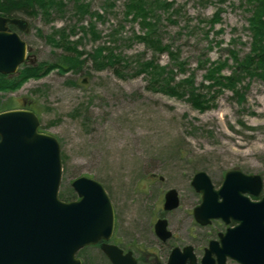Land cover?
<instances>
[{
	"label": "rangeland",
	"instance_id": "374dc122",
	"mask_svg": "<svg viewBox=\"0 0 264 264\" xmlns=\"http://www.w3.org/2000/svg\"><path fill=\"white\" fill-rule=\"evenodd\" d=\"M56 1L61 5H53L48 13L18 15L28 27L12 30L26 42L28 59L7 79L15 80L25 67L49 70L14 91H1L0 104L7 105L5 109L33 110L41 131L59 141L63 201L77 199L74 180L94 179L112 201L122 245L142 242L146 252L166 258L168 249L159 254L154 246V224L162 213L175 235L172 242L179 247L199 246L201 254L209 238L227 226L221 220L208 226L196 223L193 210L201 194L191 185L194 175L207 173L216 189L231 170L264 180V79L244 76L232 89L214 87L212 79L205 81L212 65L226 60L219 74L231 77L232 50L241 59L250 53L248 0H160L144 18L126 6L139 0H83L89 8L85 14L76 7L82 0ZM143 22L154 25V39L167 46L177 61L140 39L148 31ZM73 43L83 53L84 65L77 71L67 64L64 70L58 68L72 56L65 46ZM98 47L108 48L120 63L95 64L90 54ZM145 62L167 72L161 77L154 69L152 79L140 72ZM51 64L57 67L52 69ZM180 64L183 71L176 66ZM168 72L174 78L172 85L190 78L210 105L196 108L187 96L164 93L159 86ZM170 189L177 190L180 204L164 212V196ZM263 196L264 188L259 197ZM78 257L85 259L84 264H110L92 247ZM228 264L239 263L229 260Z\"/></svg>",
	"mask_w": 264,
	"mask_h": 264
},
{
	"label": "water",
	"instance_id": "95a60500",
	"mask_svg": "<svg viewBox=\"0 0 264 264\" xmlns=\"http://www.w3.org/2000/svg\"><path fill=\"white\" fill-rule=\"evenodd\" d=\"M25 31L23 19L0 16V74L17 72L28 58V48L10 26ZM60 144L51 134L40 131L39 117L31 110L12 109L0 113V264H82L79 250L104 241L101 248L112 264H136L126 261L121 250L107 244L115 228V211L103 185L91 178L72 182L78 199L65 202L59 197L62 179ZM202 200L194 209L201 225L221 219L229 225L220 235L221 247L213 241L202 264H225L229 257L239 264H264V197L260 175L239 170L225 174L215 189L207 173L200 171L192 180ZM179 206L178 192L169 190L164 209ZM167 221L159 220L156 232L170 237ZM192 247L174 249L169 264H195Z\"/></svg>",
	"mask_w": 264,
	"mask_h": 264
},
{
	"label": "trees",
	"instance_id": "16d2710c",
	"mask_svg": "<svg viewBox=\"0 0 264 264\" xmlns=\"http://www.w3.org/2000/svg\"><path fill=\"white\" fill-rule=\"evenodd\" d=\"M78 1L79 0H76V2ZM131 1L135 2V0ZM248 2L249 8H247L246 11L247 13H250L248 18L249 29L251 31L250 53L241 59L239 58V55L236 51H231L230 56L234 61V64L231 66V77H224L219 74L221 67H223V64H226L228 60L225 62L220 61V63H218L220 65L218 66L213 64V68L209 70V74L207 73V80L205 81L208 82L210 79L214 80V87L219 85L221 86L219 88H236L242 83L244 76L251 77L254 74L264 79V0H248ZM138 4L141 5L139 6ZM153 4H160V0H139V2L135 3L134 5H132L130 2L127 3L126 6H128V10L130 12L134 13L136 16L144 18L148 15V11L151 9ZM53 5L61 4L56 0H0V16L18 18V15L21 14L27 15L28 17H33L37 15L38 10L48 13ZM76 7L82 14H85L89 10L88 6L84 4L83 0L76 3ZM143 23V26L147 27L148 31L145 33V36L140 39L146 42L148 47H152L154 50L160 53L166 52L170 55L173 61H177L176 57H174L173 53L169 51L167 46H163L159 39H154V25L146 22ZM97 39H99V37L95 38L96 41ZM65 48L68 49L72 56L66 58L63 65L59 66L58 68L64 70V66L67 64L68 67H74V70L76 71L81 69L85 60H82L81 57L84 56L83 53L78 50L77 45H68L65 46ZM90 57L94 60V63L100 65V67H108L112 61H114V65L120 63V58L109 51L106 47H98L92 54H90ZM55 65L56 64H51L49 66L53 69L57 67ZM176 66L180 71H183L181 64L180 66ZM140 67V72H147L152 79L155 78L156 73L154 71L151 73L150 71L154 69H156L158 75L161 77L163 76L164 72H167V68L160 66L158 67V65L154 64L153 62L141 63ZM46 68H41L40 65L37 67H25L15 80L7 79V75L0 74V92L16 90L19 85L27 79L42 76L49 70L48 68L46 71H44ZM168 73L169 76L164 77L163 85L159 86L164 93L170 96H176L178 98H184L187 96V100L191 102L196 108H206L210 105L211 101L207 98V95L197 92L198 89L195 87L194 82H192L190 78L183 80L181 83L172 85L174 78H172L170 72ZM210 74L212 75V78L210 77ZM6 107L7 105L0 104V112L6 110Z\"/></svg>",
	"mask_w": 264,
	"mask_h": 264
},
{
	"label": "flooded vegetation",
	"instance_id": "af4514ba",
	"mask_svg": "<svg viewBox=\"0 0 264 264\" xmlns=\"http://www.w3.org/2000/svg\"><path fill=\"white\" fill-rule=\"evenodd\" d=\"M22 108H27L28 107H22ZM262 197H254V196H251V199L252 201H259ZM179 204H180V201H179ZM164 211V208L162 209ZM173 211V210H172ZM172 211H164V212H172ZM194 216V215H193ZM195 219V218H194ZM158 220H166L167 221V230L170 231V237L167 238L166 240H163L156 232V224L158 222ZM196 221V220H195ZM213 222V221H212ZM211 222V223H212ZM197 223V222H196ZM210 223V224H211ZM199 224V223H198ZM208 224V225H210ZM237 224L236 221H231V224L229 226L231 227H234L235 225ZM200 225V224H199ZM206 225V226H208ZM201 226H204V225H201ZM228 227V226H227ZM116 228L115 227V231L110 239V241H108L107 244H110V245H113L115 247H117L119 250H121V257H123V259H125V261L132 257L135 259L136 261V264H169V260H170V256L172 254V252L174 251V249L176 248H179L181 253H184V248L188 247V246H191L192 247V252L193 254L195 255V264H202V259L204 257V255L206 254V251L210 248V245L213 241H216V243H218L217 247L220 248L221 247V239H220V235L222 234H225L226 233V229L223 230V231H220L216 234L215 237H211L209 238L208 242H207V245L205 248L202 249V253L200 254L199 253V246L196 247L195 245H186V246H183V247H179L177 246L175 243L172 242L173 239H175V235L173 234V232L170 230V222L169 220L167 219L166 215L162 214L161 213V217L158 218L154 224V229H153V234L155 236V243H154V246L158 247L159 249V254L161 253V249L162 250H167L168 249V253H167V256L166 258L164 257H161L160 255L157 254V252H146L142 247H141V244L142 242H137V243H134L132 242L130 245H127V246H124L122 245L120 242H119V239L117 237V233H116ZM104 243V241H100L97 245H94V246H89V247H92V248H96L98 249L102 255L110 262V264H112V262L110 261V259L107 257V255L103 252L101 246L102 244ZM88 248V247H86ZM85 248L81 249L80 251L84 250ZM79 251V252H80ZM162 254V253H161ZM78 256V255H77ZM214 260L215 261V264H218V260H217V255L216 254H212ZM79 258V257H78ZM81 261H82V264L85 263V259L83 257L80 258ZM229 260H233L231 258H227L226 259V262L225 264H228V261ZM234 261V260H233ZM236 262V261H235ZM186 264H191L190 260L188 259V261L186 262Z\"/></svg>",
	"mask_w": 264,
	"mask_h": 264
}]
</instances>
